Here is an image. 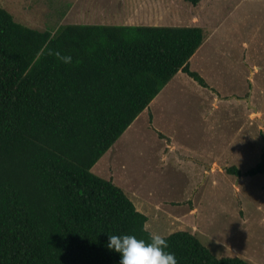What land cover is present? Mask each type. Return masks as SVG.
Returning <instances> with one entry per match:
<instances>
[{
    "label": "trees",
    "instance_id": "trees-1",
    "mask_svg": "<svg viewBox=\"0 0 264 264\" xmlns=\"http://www.w3.org/2000/svg\"><path fill=\"white\" fill-rule=\"evenodd\" d=\"M204 40L200 26L39 30L0 4V264H118L108 234L148 239L147 215L91 169L179 71L209 87L190 68ZM244 173L264 175V150ZM166 237L178 264H251L186 230Z\"/></svg>",
    "mask_w": 264,
    "mask_h": 264
},
{
    "label": "rangeland",
    "instance_id": "rangeland-1",
    "mask_svg": "<svg viewBox=\"0 0 264 264\" xmlns=\"http://www.w3.org/2000/svg\"><path fill=\"white\" fill-rule=\"evenodd\" d=\"M15 19L200 26L190 59L209 87L179 71L92 167L148 217L151 233L186 230L217 257L264 264V0H0ZM240 169L239 175L226 171ZM142 203L138 206L137 200Z\"/></svg>",
    "mask_w": 264,
    "mask_h": 264
},
{
    "label": "clouds",
    "instance_id": "clouds-1",
    "mask_svg": "<svg viewBox=\"0 0 264 264\" xmlns=\"http://www.w3.org/2000/svg\"><path fill=\"white\" fill-rule=\"evenodd\" d=\"M58 58L65 64L71 63L72 57ZM106 247L120 254L118 264H178L175 253L168 250L167 237L152 233L148 239L138 238L134 234H108Z\"/></svg>",
    "mask_w": 264,
    "mask_h": 264
},
{
    "label": "crops",
    "instance_id": "crops-1",
    "mask_svg": "<svg viewBox=\"0 0 264 264\" xmlns=\"http://www.w3.org/2000/svg\"><path fill=\"white\" fill-rule=\"evenodd\" d=\"M202 44H203V43H202ZM107 152H108V150H107L104 154H106ZM104 154H103V155H104ZM96 163H97V162H96ZM96 163H95V164H96ZM136 200H137V199H136ZM136 202L138 203V206H140V207L142 206V203H140L138 200H137ZM134 204H135V203H134ZM135 206H136V204H135ZM136 207H137V206H136ZM138 208H139V207H137V209H138ZM138 210H139V209H138ZM139 211H141V210H139ZM141 212H142V211H141ZM144 214H145V213H144ZM147 218H148V217H147ZM147 220H148V219H147Z\"/></svg>",
    "mask_w": 264,
    "mask_h": 264
}]
</instances>
